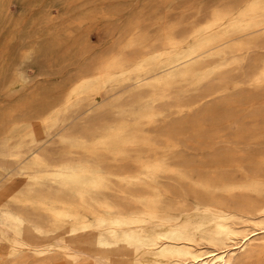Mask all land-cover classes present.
I'll use <instances>...</instances> for the list:
<instances>
[{
    "label": "rangeland",
    "instance_id": "rangeland-1",
    "mask_svg": "<svg viewBox=\"0 0 264 264\" xmlns=\"http://www.w3.org/2000/svg\"><path fill=\"white\" fill-rule=\"evenodd\" d=\"M242 1L244 0H0V112L9 113L13 111L16 115L18 129L10 141L11 146L19 142L23 143L20 149L22 156L20 155L18 158L9 155L8 151L4 147L2 148L3 145L0 144V188L12 180L19 186L24 185L27 181L24 174L17 175L16 177L12 176L20 169L24 172L32 166L37 174L45 175L50 173L51 167L58 166L66 160H78L80 155V159L87 158L88 156L85 151L71 147L69 141L72 142L74 140L79 142V138L81 139L84 136L87 140L89 139L87 142L89 147L97 141L96 138L102 132L103 128L113 126L114 124L117 125L127 120L125 119L128 118L126 114L117 115V117H121L122 115L125 117L122 116L121 118L115 119L116 114H119L117 112L120 111V108L128 111L135 106L133 111L138 110L136 107L138 105L135 102L133 103L135 98L129 99L127 97L130 88L125 87L126 84L118 81H114L113 84L112 82L106 84V92L102 96V102L99 101L90 110L91 112L87 110L86 106L74 105L73 96L67 95V92L69 93L70 91L68 89L73 86L80 75L89 74L93 67L92 65L113 52L118 46L124 45L127 42V37L123 36L122 33L128 26L138 25L140 29L146 30L150 34H153L156 29L162 26L176 22L184 28L195 22L202 21L201 15L204 14V11L207 13L216 5V7H234L239 6ZM258 41L256 42L257 46L254 43L255 47L249 48L252 49L251 51L247 49L238 54L239 67L236 64L235 66L226 67L228 69L224 68L212 76L213 79L211 78L208 84L197 85L198 87L194 84L196 90L193 88V84H178L174 91H172L173 95H171L170 99L157 101L154 103L156 104L155 106L153 104L154 111H161L163 113H160V116H156L154 119L155 122L152 121V123L150 122L151 124L142 120L138 125L141 133L148 135L152 143L155 144V146L153 145L154 151L148 154V156H145L143 153L139 154L138 150L140 149L137 148H135V152L132 149V152L128 149L127 153L129 152V156L127 153L126 156L107 155V153H105L106 156H103L104 152L101 150L97 151L99 157L95 155L97 160L99 159L98 161L101 167H104V170L108 171L110 168L109 171L124 175L128 173H130L129 175H134L139 171L137 170L138 163L134 159L137 155L141 161L152 158L154 160L158 154V157L162 161L169 160L166 161L167 164L169 163L168 166L170 168L173 166V169L176 170L171 169L170 171L168 170L169 173L164 171L163 174H161L162 172L157 174L155 185L157 184L156 186H159L157 187L158 189L163 187L161 191L166 197L169 196L167 198L163 196L166 199H163V205L165 202H169V200L174 201L177 198H181V194L182 197L184 196L182 201L177 199L179 201H172L169 205L166 203L164 207L171 211L170 213L175 218L174 223L177 226L192 232L196 236H204L211 229L210 223L208 224L209 216L202 212V207L205 204L210 202L223 204L226 202L224 205H227L229 208L232 207L233 210H243L245 203L251 207H255L263 201L260 196H256L254 193L251 194V192H238V190H235L234 193L229 195L222 190L213 191L211 188H207L208 186H213L212 182L215 180L217 181L214 184L218 187L225 186L229 182L232 183L231 185H237L236 183H239V185H243L244 183L245 185L243 186H250L257 183L264 185V80L260 83L254 80L259 71L264 67V58H262L264 56V38ZM212 61L214 63L218 60L214 59ZM86 68L88 71H86ZM220 75L224 81L218 83L216 78L220 77ZM252 79L253 82H250ZM232 81L234 82L230 83ZM252 83H254V87ZM113 89L116 90L114 91ZM191 89L194 91L191 92ZM225 89L228 90L225 91ZM208 90L213 93L209 97H202L208 93ZM112 91L114 94L111 93ZM111 96L113 97L111 98ZM62 98L66 99L64 100ZM68 98V101L72 104L65 109ZM50 102H53V104ZM62 102L63 104L61 105ZM193 102L195 103L193 105L195 108L189 107L188 104ZM39 104L42 110L39 109ZM172 106L173 109L176 108L174 110L175 112L173 111L174 114L170 112V110H173ZM124 108L129 109L125 110ZM50 109L55 110L52 111ZM55 111H60V114L58 115V121L53 124V121L50 122L51 112ZM99 111L100 113H97ZM178 111L184 114L180 113L178 115ZM63 112L66 113V116ZM19 114L20 116H18ZM38 115L42 116L38 117ZM37 118L39 119L36 120ZM31 120L32 122L30 123ZM95 120L96 122H94ZM157 120H162V122ZM35 121L37 122L33 125ZM163 121H166L165 125ZM42 124H45V128L47 126L48 128L45 129ZM52 124L56 126L54 129L55 131L57 130L58 134L56 132L54 133ZM39 126L41 129L38 128ZM35 127H37L36 130L38 132H36ZM59 127L62 129L59 130ZM100 128L101 130H99ZM28 130H33L35 135L37 134L35 139L37 138L36 140L38 141L33 143V153L29 151V142L24 136ZM152 133L153 136L156 135L154 136L155 139L153 138L154 140L152 139ZM42 134L44 135L42 136ZM47 135L49 136L48 138ZM158 135L162 136L161 138H166L161 139ZM52 136L54 137L52 138ZM175 136H177L176 139ZM55 137L56 139H54ZM63 138L68 139V142L63 143ZM48 140L49 144H46ZM92 140L95 141L93 142ZM176 140L178 143L174 146ZM40 141L41 144L39 143ZM36 145L41 149L36 147ZM163 145L165 146L163 147ZM66 147L72 153H69L70 151ZM73 151L75 152L73 153ZM56 152L57 154H61L57 155ZM164 155L170 156L169 158L171 160L166 156L165 159ZM72 156L73 158H71ZM144 156L147 158L143 159L145 158ZM61 157L64 160L66 158V160L60 159ZM75 157L76 159H74ZM21 158L25 160L22 159L24 160L22 161L20 160ZM34 159L38 163L33 166ZM157 159L160 160L159 158ZM18 160L21 163H18ZM107 160H112L114 163L112 161L108 162ZM179 160L180 163H177ZM113 165L115 168L117 167V170ZM179 166L182 170H189L186 171L188 173L183 172ZM223 167L225 168L223 169ZM113 169L115 170L113 171ZM178 170H180V173L183 172L182 174L184 176L185 174L187 175L184 180L188 178L189 182L186 180L183 183V179L177 182L179 178H175L178 177L175 171L177 172ZM199 170L203 171H201L203 175L200 174ZM173 171L174 175L171 174ZM214 174L222 176L223 178L216 177ZM201 176L205 178L203 179ZM207 176L211 177L208 178ZM157 178L159 180L158 182ZM8 179L11 180L8 181ZM200 180L202 181L201 183ZM204 180L208 182V185L207 183L204 185ZM112 181L117 185L115 179H112ZM220 183H224L225 185ZM35 185L43 193H51V187L53 191H56L57 189L54 188L58 187L57 184H51L47 180L38 181ZM136 190L137 192L139 190V193L145 196L150 193L147 189L138 188V185L136 186ZM205 192L207 193L204 194ZM184 199H187V201L185 202ZM228 201H232V204ZM121 202L123 206L127 203V201ZM128 207L129 205L125 206L126 209ZM37 214L43 222L45 219H49L48 215L42 210L37 211ZM88 219L90 225L93 227L94 219L90 215H88ZM47 225L44 224L45 227ZM196 226L199 227L195 228ZM147 230L152 233L157 229H154L152 223H150L147 226ZM0 231L3 230L1 229ZM67 235L66 233L59 234V232H52L47 237V242L42 239V241L39 240L41 241L39 244L44 247L46 245L47 248L48 246L55 248L57 245H68L70 244V239ZM62 236L64 237L60 238ZM77 238H82V236L79 235ZM75 245L81 249H87L86 245H79V243L73 244V246ZM258 245L259 243H255L252 249ZM44 256H38L32 253L21 256H7L1 251L0 264H73L62 259V256L58 253L51 254V257ZM241 258H246V255H242ZM109 259L113 260L115 256H110ZM79 260L80 262H77V264H94V261L91 259L81 257ZM84 260L86 261L84 262ZM248 264H257L256 259H251Z\"/></svg>",
    "mask_w": 264,
    "mask_h": 264
},
{
    "label": "bare ground",
    "instance_id": "bare-ground-1",
    "mask_svg": "<svg viewBox=\"0 0 264 264\" xmlns=\"http://www.w3.org/2000/svg\"><path fill=\"white\" fill-rule=\"evenodd\" d=\"M216 6L207 13L204 11V14L206 15H201L202 21L195 22L187 27L185 26L186 28H182L180 24L176 22L162 26L156 29L153 34H150L148 31L140 29L138 25L128 26L122 33L123 36L127 37V42L124 45L118 46L113 52L92 65L93 67L91 66L92 68L89 74L86 73L85 75H80L73 86L71 85L72 87L68 89L70 91L69 93L67 92V95L73 96V104L86 106L87 110L90 111L99 101H101L102 96L106 92V84L109 82H112L113 84L114 81H118L126 84L125 87L130 88L127 97L129 99L135 98L133 103L135 102V104L138 105L136 106L138 110L133 111V108L135 107L133 105L132 109L128 111H124L121 108H115L120 110L119 112L116 111L119 114H116L115 119L124 116L117 117V115L126 114V117L128 118L125 119L127 120L125 122L119 121L121 123H118L117 125L114 124L115 126H104L105 128L102 129V132L100 131L101 133L96 138L97 141L94 142L95 140H92L94 143L89 147L87 144L89 139L87 140L84 136L81 137V139L79 138V142L74 140L72 142L69 141L71 147L85 151L88 156L87 158L80 159V155L79 158L77 157L78 160H66L65 158V161L61 157L60 159L65 162L62 164L60 163L58 166L52 165L53 167H51V171H49L50 173L45 175L37 174L32 166L27 169L25 168L26 170L24 172L20 169L12 175L16 177L17 175L24 174L27 181L24 185L19 186L12 180L0 188V230H3L0 231V248L4 255L21 256L32 253L38 256L45 255L51 257V254L58 253L62 256V259L73 264L80 262L78 259L81 257L84 259H91L94 261V264H248L251 259H256L257 264H264L263 184L257 183L250 186H243L245 185L244 183L243 185H239V183H236L237 185H231L232 183L226 182L230 185L220 183L225 186L218 187L214 184L217 180L214 182L211 181L213 186L205 187L208 189L211 188L213 191L222 190L229 195L234 193L235 190H238V192H251V194L254 193L256 196H260L263 201L255 207H251L245 203L243 210H233L232 207L229 208L227 205H224L226 202L219 204L215 201L216 203L210 202L205 204L202 207V212L209 216L208 224L210 223L211 229L204 236H196L192 232L181 228L174 223L175 218L171 215V211L164 207L166 203L169 205L173 200H169V202H165L163 205V199H165L163 198L165 195L161 191L163 187L159 184L162 188L158 189L157 187L159 186H156L157 184L155 185L157 174L161 172V174H163L164 171L169 173L168 170L170 171L171 169L176 170L173 169V166L170 168L168 166L169 163H166V161H169L166 159V157H168L167 155H164V157L166 156V161H162L161 158L158 157L159 154L154 160H152V158L145 161H141L137 155L134 159L135 162L138 163L137 170L139 171L134 175H129L130 173L127 171L128 174L126 175L116 174L109 171V167L108 171L104 170V167H101L100 162L98 161L99 159L97 160L95 156L97 155L98 150L104 152V154L101 153L103 156H106L105 153H107V155L113 154L126 156L128 149L134 151L135 148L140 149L138 150L139 154L143 153L145 156H148V154L154 151L153 145L155 146V144L152 143L150 140L151 138H149L148 135L141 133V129L138 128V125L142 120L147 123H152L155 117L161 113V111L158 112L153 110V104L157 101L166 100L168 98L170 99L171 95H173L172 91H174L178 84H193V88L194 84H196V87H198L197 85L208 84V81H210L212 76L217 72L229 66H235L236 64V66H238V54L253 47L254 43L256 45L258 40L264 38V0H244L239 6L234 7ZM249 50L251 51L252 49ZM262 58H264V56ZM214 59L218 61L212 63V60ZM86 71H88V69ZM216 80L218 83L224 81L221 75L220 77H217ZM254 80L258 83L264 80V67L259 71ZM233 82L234 81L230 83ZM250 82H253V79ZM253 84L254 83H252V86ZM228 89H225V91ZM108 90L110 91V89ZM193 91L194 90L191 92ZM203 92L202 94H204ZM207 92L208 93L202 97H209L213 93L209 90ZM111 93H113V91ZM112 97L113 96H111V98ZM182 97L184 98V96ZM68 100L69 98L67 99L65 109L72 104ZM54 102L56 103V101ZM50 103L53 104V102ZM194 104V102L189 103L188 106L193 107ZM155 105L156 104H154V106ZM39 109L42 110L41 106ZM127 109L129 108H126L125 110ZM175 109L170 110V112H173ZM180 110L184 111L185 109ZM189 111L191 112L190 109ZM178 112V115H180L181 111ZM97 113H100V111ZM59 114L60 111L51 112L50 122L53 121V124L54 122H57ZM65 114L66 113H64V115ZM15 116L16 115L13 111H10L9 113L0 112V144L3 145L2 148L4 147L6 151H8L9 155L18 158L22 153L20 149L23 146V143L19 142L14 146H11L10 143L18 129V122L16 121ZM18 116H20V114ZM40 116L38 115V117ZM38 119L39 118L36 120ZM157 121L162 122V120ZM166 121H163V123L165 122L164 125L166 124ZM36 122L37 121H35L33 125H35ZM94 122H96V120ZM42 125H44V128L46 127L45 124ZM155 126L157 125L155 124ZM55 127L56 126L53 125L52 129ZM38 128H40V126ZM36 129L37 127H35V130ZM61 129L62 128L59 130ZM151 129H153V127H151ZM99 130H101V128ZM36 132L38 131L36 130ZM55 132L58 134L57 130L55 131L54 129V133ZM154 132L158 133L156 131ZM153 133L151 134L152 139H155L154 136L156 135L153 136ZM36 135L33 130H28L24 135L28 139V149L29 151H32V153V149H34L33 143L38 141L36 140L37 138L35 139ZM43 135L44 134H42V136ZM54 135L56 136V134ZM158 136L159 138L162 137L160 135ZM48 137L49 136L47 135V138ZM53 137L54 136H52V138ZM176 137L177 136H175V139ZM159 138L156 137L158 140ZM54 139H56V137ZM49 140L46 144H49ZM170 141L172 140L170 139ZM64 142H68V139L63 138V143ZM39 143L41 144V141ZM177 143L176 140L174 146ZM46 144L44 143V145ZM165 145H163V147ZM36 147L39 146L36 145ZM60 150L62 149L60 148ZM67 150L69 149L67 148ZM74 152L75 151H73V153ZM69 153L72 152L70 151ZM45 154L47 155V153ZM67 156L69 157L68 154ZM73 156L71 158H73ZM24 158L26 159V157ZM24 158H21L20 160ZM146 158L147 157L143 159ZM74 159H76V157ZM128 159L130 160V158ZM35 160L36 159H34V162L32 163L33 166L38 163V161ZM59 161L61 162V160ZM17 162L21 163L19 160ZM124 163L127 164L126 162ZM177 163H180V160ZM127 168L129 167L127 166ZM224 168L225 167H223V169ZM115 169L117 170V167ZM115 169H113V171ZM219 169H221V167H219ZM178 171H175V174H177L178 177H175L177 175L174 176L175 178H179V180L176 179L177 182H180L182 179L183 183H185L186 180L189 182L188 178L184 180L187 175L185 174L184 176V174H182L184 171L185 173H188L186 171L189 170H182V173H180V170ZM201 171L202 170H199L200 174ZM171 174L174 175V171L173 173L171 172ZM215 176L218 177L219 175L217 176L216 174ZM171 177L173 176L171 175ZM220 177L223 178L222 176H219V178ZM202 178L204 179L205 177L203 176ZM11 179H8V181ZM112 179L117 181V185H115ZM42 180H47L51 182V184H57L58 187L54 188L57 190L53 191L51 187V193H43L40 188L37 189L35 185L38 181ZM206 180H204V185H206V183L208 185ZM158 181L157 178V182ZM201 182L202 181L200 180V183ZM137 185L138 188L141 187L147 189L150 193L145 196L139 193L140 189L137 192ZM206 193L207 192L204 194ZM183 197L181 194V198L177 199L182 201ZM211 197L213 198V196ZM121 201H127V203L123 206ZM186 201L187 199L185 202ZM232 201L228 202H231L230 204H232ZM126 205H129L127 209L125 208ZM40 210L48 215V220L45 219L43 222L39 219L37 211ZM88 215L92 216L94 219L93 227L89 223ZM150 223H152L154 229H157L152 233L147 230V226ZM44 224H48L47 227H45ZM198 227L199 226H196L195 228ZM52 232L68 234L67 236L70 239V244L57 245L56 247L54 246L55 248L52 246H48L47 248L46 245L44 247L39 244L42 239L46 241L47 237L50 236V233ZM79 235L82 236V238L78 239L77 237ZM63 237L64 236L60 238ZM77 243H79V245H86L87 249L84 250L76 245L73 246V244ZM255 243H259V245L252 249ZM244 254L246 255V258H241ZM110 256H115V259H109ZM85 261L86 260H84V262Z\"/></svg>",
    "mask_w": 264,
    "mask_h": 264
}]
</instances>
